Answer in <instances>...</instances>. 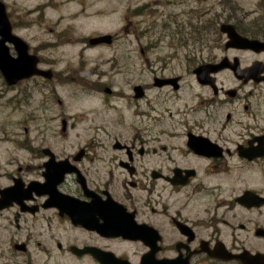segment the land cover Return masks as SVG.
Segmentation results:
<instances>
[{
    "label": "flooded vegetation",
    "instance_id": "af4514ba",
    "mask_svg": "<svg viewBox=\"0 0 264 264\" xmlns=\"http://www.w3.org/2000/svg\"><path fill=\"white\" fill-rule=\"evenodd\" d=\"M249 6L223 4L219 43L181 74L124 68L125 108L148 125L0 155V264H264V2ZM221 23L262 44L227 46Z\"/></svg>",
    "mask_w": 264,
    "mask_h": 264
},
{
    "label": "rangeland",
    "instance_id": "374dc122",
    "mask_svg": "<svg viewBox=\"0 0 264 264\" xmlns=\"http://www.w3.org/2000/svg\"><path fill=\"white\" fill-rule=\"evenodd\" d=\"M2 1L13 32L39 56V66L52 69L56 77L51 82L38 79L36 84L20 82L9 88L0 76L1 156L8 155L13 148L26 146H108L114 138L121 141L130 135L128 126L137 129L148 125L150 122L144 117L134 119L129 108H125L123 100L127 98L121 97L126 91L124 68L129 66L131 77L138 76L132 73L138 68L156 66L169 67L174 74H181L183 67L194 66L199 61L196 49L219 43L215 34L217 22L225 18L223 14L218 16L223 4L247 8L258 2ZM97 34L113 35V42L85 45L88 37ZM191 51L195 56L186 58ZM149 79V75H142V81L149 82ZM104 86L117 91V95L108 96L103 92ZM153 93L154 90L149 95ZM188 95L182 93L183 98ZM164 105L176 106L172 102ZM62 116L68 120L65 134L60 132Z\"/></svg>",
    "mask_w": 264,
    "mask_h": 264
},
{
    "label": "water",
    "instance_id": "95a60500",
    "mask_svg": "<svg viewBox=\"0 0 264 264\" xmlns=\"http://www.w3.org/2000/svg\"><path fill=\"white\" fill-rule=\"evenodd\" d=\"M232 29V28H231ZM231 29L227 30V34L230 38V44L234 46L241 47H250L253 44H256L252 41H247L248 43H243L236 35L231 33ZM111 41L110 35H101L97 37H92L89 39L90 44L96 43H109ZM5 42L11 43L16 51V56H13L9 53V48L6 46ZM38 58L35 55L28 53L27 44L15 36L11 32V25L8 21L7 15L5 13V6L0 2V71L8 85H12L19 81L20 79L30 77L31 75H43L45 77H50L51 72L49 70H40L36 67ZM243 73V71H240ZM198 75L204 74L203 71L198 70ZM165 81H161V84ZM139 87H136L138 89ZM62 125L64 129L65 121L62 120ZM62 164V163H60ZM49 167V166H48ZM119 218L114 217V222L111 227L115 230H126L129 225L127 224H118L117 221ZM221 252L218 250L216 255H220ZM250 256V255H249ZM240 257V255H238ZM243 257V256H242ZM241 257V258H242ZM263 257L251 256L243 258V264H258Z\"/></svg>",
    "mask_w": 264,
    "mask_h": 264
}]
</instances>
